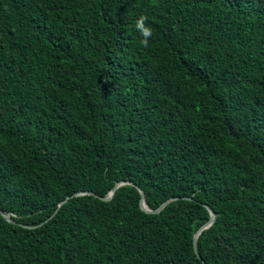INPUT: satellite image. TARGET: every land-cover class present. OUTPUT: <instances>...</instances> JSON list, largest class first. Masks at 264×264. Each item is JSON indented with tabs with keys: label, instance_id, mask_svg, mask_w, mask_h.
I'll use <instances>...</instances> for the list:
<instances>
[{
	"label": "trees",
	"instance_id": "1",
	"mask_svg": "<svg viewBox=\"0 0 264 264\" xmlns=\"http://www.w3.org/2000/svg\"><path fill=\"white\" fill-rule=\"evenodd\" d=\"M0 264H264V0H0Z\"/></svg>",
	"mask_w": 264,
	"mask_h": 264
},
{
	"label": "water",
	"instance_id": "2",
	"mask_svg": "<svg viewBox=\"0 0 264 264\" xmlns=\"http://www.w3.org/2000/svg\"><path fill=\"white\" fill-rule=\"evenodd\" d=\"M123 185H130V186H133L135 187L139 194H140V208L145 212V213H149V214H157L159 213L167 204L171 203L172 201H176V200H179V198H172V199H169L167 201H165L164 203H162L158 208H156L155 210H149L147 207H146V204H145V195L143 193V191L139 188H137L136 185H134L133 183L131 182H118L116 183L113 188L111 189V191L109 192L108 196L105 197V198H101L102 201H110L115 193V191L123 186ZM86 193H76L74 194L73 196L71 197H67L65 198L62 202L59 203V207L61 205H63L64 203H66L69 198H72V197H77V196H80V195H84ZM184 200H190L189 198H182ZM207 211L209 213V220L202 226L200 227L194 234L193 238H192V246H193V251H194V254L196 255L197 258L200 259L199 255H198V252H197V239L199 237V235L201 234L202 231L204 230H207L208 228H210V226L214 223L215 221V214L209 209L207 208ZM2 216L3 218L8 222V223H11V224H14V222L12 221L11 217H10V214H4L2 213ZM28 229H31V228H34V227H29V226H24Z\"/></svg>",
	"mask_w": 264,
	"mask_h": 264
},
{
	"label": "clouds",
	"instance_id": "3",
	"mask_svg": "<svg viewBox=\"0 0 264 264\" xmlns=\"http://www.w3.org/2000/svg\"><path fill=\"white\" fill-rule=\"evenodd\" d=\"M146 19V16L141 15L135 22V28L142 37L140 43L144 47L148 46L149 39L152 37L153 34L151 27L146 26L145 24Z\"/></svg>",
	"mask_w": 264,
	"mask_h": 264
}]
</instances>
